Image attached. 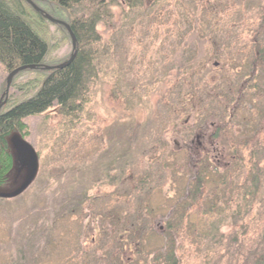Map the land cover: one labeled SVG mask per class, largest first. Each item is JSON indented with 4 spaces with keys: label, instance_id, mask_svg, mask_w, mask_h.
I'll return each mask as SVG.
<instances>
[{
    "label": "rangeland",
    "instance_id": "1",
    "mask_svg": "<svg viewBox=\"0 0 264 264\" xmlns=\"http://www.w3.org/2000/svg\"><path fill=\"white\" fill-rule=\"evenodd\" d=\"M173 5L171 9H176L177 4ZM261 5L264 0L251 2V13ZM139 19L131 14L123 21L122 28L119 27L121 22L115 23L118 29L98 28L102 37L100 48L107 52L101 60L99 77L92 85L89 101L78 114L63 116L54 105L42 114L23 120L27 132L22 139L37 153L38 172L19 196L0 197V264H112L113 258L116 264H129L132 250L113 242L111 219L122 228L125 222L127 226L131 221L138 222L150 233L148 247L158 248L164 222L160 218L182 193L189 165L225 169L203 155L202 148H198V157L195 155L196 135L203 136L202 141H207L209 147L217 145V141L227 142L219 149L223 151V161L232 163L229 139L210 138L207 134L212 129L206 132L195 128L198 125L195 111L187 117V122L179 123L175 121L176 115L166 116L159 106L152 111L154 103L158 104V83L167 76L161 74L170 63L167 52L172 47L168 44L170 38L165 28H141L142 20ZM256 25L257 21L247 24L253 28ZM46 28L50 46L46 61L68 57L72 51L70 41L54 24L49 23ZM213 62L209 63L213 69L208 71L207 77L227 72L217 69ZM259 73L261 71H256L255 78L250 80L249 87L253 89L248 93L264 89V79L260 75L257 77ZM6 76L0 64V95ZM27 77L29 74L25 73L17 83ZM234 78L237 82L242 79ZM16 86H10L7 99L20 96ZM261 111L255 110L256 117L262 116L260 123L264 130ZM246 115L243 109L235 114L233 123L240 126L233 127L235 130H246L241 127L248 118ZM262 133L264 135V131ZM13 134L19 133L14 131ZM126 136L132 137V169L125 166L124 160H112L117 151L115 144L125 146ZM239 152V164L233 175L240 185L248 170V151L242 148ZM130 170L135 171L136 179L148 176L145 178L147 186L143 188L138 182L136 196L125 199L123 195L128 191L129 181L121 184L116 183L117 180L113 184L107 181L108 176L118 178L122 172V176H126ZM23 176L24 169L14 166L0 191L14 188ZM86 191L88 197H93L90 201L92 216L83 211L86 204L82 202L86 199L82 193ZM229 195L224 203L222 200L218 214L203 215L202 211L208 209L204 203L191 207L187 218L196 230L188 228L190 224L184 218L182 229L176 231L179 264H249L250 251L262 243L264 234V184L254 202L241 199L239 188ZM246 203L250 205L248 209ZM83 220L92 221L94 226L105 222V235H96V240L90 235L82 236ZM150 223L156 224H153V231L148 229ZM212 224L219 227L216 236L221 244L213 243L210 230L213 228L209 229Z\"/></svg>",
    "mask_w": 264,
    "mask_h": 264
},
{
    "label": "trees",
    "instance_id": "2",
    "mask_svg": "<svg viewBox=\"0 0 264 264\" xmlns=\"http://www.w3.org/2000/svg\"><path fill=\"white\" fill-rule=\"evenodd\" d=\"M32 1L44 12L69 25L77 40V53L66 67L54 70L41 69L42 65H56L69 57L46 61L50 49L46 39V27L51 22L35 11L25 0H0V64L7 74L20 65H37L35 69H25L13 77L11 85L14 87L17 84L16 88L21 94L19 97H9L0 109V186L6 181L12 167V157L8 147L9 136L16 131L24 137L27 127L23 120L29 116L42 114L54 105L63 116L78 114L89 101L92 85L99 77L101 60L107 52V49L100 48L102 37L98 28L106 26L118 29L116 22H121L119 27L122 28L123 21L131 14H136L142 20L141 28H165L166 35L170 38L167 39L168 44L172 47L167 52L170 63L161 74V76H169V79L166 80L167 76H165V79L159 81L158 104L155 106L154 103L152 111L159 106L160 111L164 109L166 116L176 115V123L185 122L194 111L198 124L224 123V127L202 128L209 131L212 129V138L229 139V151L233 155L231 166L229 164L222 171L216 167L208 169L206 166L189 165L188 175L183 180L182 193L171 205L167 214L160 218L164 222L163 230L159 232L160 240L156 245L158 248L148 247L147 240H150V233L146 232L147 229L144 230L138 222L131 221L132 224L128 226L125 222L122 228L111 219V224L114 226L110 230L113 242L120 239L129 250H132L133 258L129 260V264H179L177 253L179 242L176 239V231L182 229L184 218L190 224L187 217L193 205L201 206L204 203L208 209L202 211L203 215L218 214L220 206L232 190L239 188L241 199L248 198L249 201L254 202L264 184L263 127H243L245 131H238L232 127L237 117L235 113L239 110L243 109L247 113L245 124L251 122L254 109H262L261 113L264 115L262 97L264 89H258L252 95L247 94L253 89L249 87V83L255 78L256 71H261L257 77L260 75L261 79H264V70L262 71L264 69V5L251 13L249 6L256 0ZM174 3L177 4L176 9H171ZM233 8L238 9L233 11ZM255 21H257L256 28L247 26L248 23ZM51 24L58 27L65 39L71 43L69 34L63 26ZM248 37L250 39H247ZM211 61L219 62L220 66L217 69L221 68V71L227 72H221L216 77H207L208 71L213 69L209 64ZM25 73L29 74V77L17 83ZM232 75L242 79L237 82ZM4 89L5 81L1 93ZM253 101L260 103L252 107ZM257 117L256 124L261 121L259 116ZM195 128L200 129V127ZM131 138L126 136L128 143L125 146L115 144L117 151L112 160H124L125 166L132 169L134 154ZM218 143L219 146H224L227 142L224 144L218 141ZM242 148L248 151L246 161L248 170L244 181L239 185L233 174L240 160L238 155L240 152H237ZM237 160L238 162L234 164ZM131 171L133 170H130L126 176H122L123 172L120 173L118 178L108 176V184H113L115 180L119 184L129 181L128 191L123 195L125 199L136 196L138 182L143 188L147 186L145 178L148 176L141 175L140 179H136L135 171ZM132 183L134 188L131 189ZM86 194L87 191L82 193V197L86 199L82 202L86 204L83 206V211L92 216L90 201L93 197H88ZM248 204L246 203L247 209L250 207ZM125 211L128 213L127 210ZM130 217L129 214L128 218ZM83 222L85 224L81 228L82 236L95 235L93 240H96V235L98 237L105 235L103 233L107 229L105 222L96 223V226L89 220ZM153 224L150 223L148 229L153 231ZM191 225L192 223L188 228L196 230V227ZM209 229L212 230L213 243L221 244V239L216 236L219 227L212 224ZM259 244L250 251L249 264H264V234L262 243ZM113 261L114 258L112 264H116Z\"/></svg>",
    "mask_w": 264,
    "mask_h": 264
},
{
    "label": "water",
    "instance_id": "3",
    "mask_svg": "<svg viewBox=\"0 0 264 264\" xmlns=\"http://www.w3.org/2000/svg\"><path fill=\"white\" fill-rule=\"evenodd\" d=\"M25 1L29 5H31L35 11L41 13L42 16L49 22L63 26L67 30L70 40H71V47H72L71 50L72 51L67 60L59 64H56V65H42L40 66V68L45 69V70H54V69H61L63 67H66L72 62V60L74 59L77 53V40H76L75 35L71 31L69 25L65 23L64 21L56 19L52 17L51 15H49L48 13L44 12L32 0H25ZM36 67L37 65L35 64L20 65L12 69L7 74L6 79H5V89L0 95V109L2 108V106L5 105L7 101V94L11 86L13 77L20 71H23L25 69H35ZM8 147L9 149H11L9 151L12 157V167L9 173L13 170L14 166L17 165L18 168L24 169V176L14 188L7 190V191L6 190L0 191L1 198H15L19 196L33 182L38 172V156H37L35 149L33 148L31 144L24 141L19 134L12 133L8 139Z\"/></svg>",
    "mask_w": 264,
    "mask_h": 264
},
{
    "label": "flooded vegetation",
    "instance_id": "4",
    "mask_svg": "<svg viewBox=\"0 0 264 264\" xmlns=\"http://www.w3.org/2000/svg\"><path fill=\"white\" fill-rule=\"evenodd\" d=\"M213 64L216 66V67H218L219 66V62H217V61H215V62H213ZM247 94L248 95H252L253 94V92L252 93H248L247 92ZM247 94H246V97H247ZM244 96L245 95H243V98H244ZM263 97V99H264V96H262ZM259 101L257 102V101H253V106L252 107H255V106H257V105H259ZM255 110L256 109H254L252 112L254 113V114H251V117H253L252 118V120H251V122H249L248 124H243L241 127H245V125H247V127H260V126H262L261 125V123H259L258 125L256 124V119H255V117H256V112H255ZM257 110H262V109H260V108H258ZM262 112V111H261ZM236 114V113H235ZM195 115V114H194ZM238 115V114H237ZM260 115V114H259ZM262 116L260 115L259 116V118H261ZM195 119H196V117H195ZM188 121V119H186L185 120V122H187ZM255 122V123H254ZM196 123H197V120H196ZM243 123H245V119H244V122ZM217 124H219V123H217ZM215 125V123L214 122H209L208 124H204V123H201V124H198V125H195V126H197V127H200V130H202V131H206V132H208V130H205V129H203L202 127H224L223 125H224V123H222L221 125ZM231 126V125H230ZM235 126H237V127H240L239 125H238V123H236V124H233L232 125V127H235ZM263 127V126H262ZM193 128V127H192ZM208 135V137H210V138H212V136H211V133H209V134H207ZM195 138H196V142L194 143V145H193V149H194V151H195V155L198 157V155H199V150H198V148H202L203 150H202V152H203V155H205V156H209L211 159H212V161L216 164V166H218V167H220V166H222L223 168L224 167H227L230 163H226V162H224L223 161V158H224V154H222L221 152H223V151H221L220 149H219V143H218V141H217V145L215 144V146L214 145H211L210 147L208 146V145H206V143L205 142H207V141H202L204 138H203V136H200V135H196L195 136ZM225 153V152H224ZM161 227L163 228V226L161 225ZM95 234V233H94ZM93 238H94V235L92 236V240H93ZM116 243H119V244H121V245H124V242H122V241H120V239L119 240H117V241H115ZM118 258H119V256H117ZM120 260H121V258H119ZM123 260V259H122ZM115 263H117L116 261H115ZM121 264H124V263H121Z\"/></svg>",
    "mask_w": 264,
    "mask_h": 264
}]
</instances>
